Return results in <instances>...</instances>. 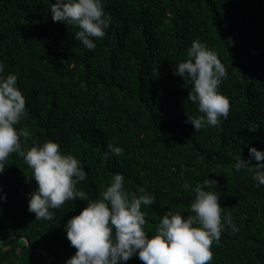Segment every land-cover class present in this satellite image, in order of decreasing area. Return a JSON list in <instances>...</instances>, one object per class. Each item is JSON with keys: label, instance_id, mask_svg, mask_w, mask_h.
I'll return each instance as SVG.
<instances>
[{"label": "trees", "instance_id": "trees-1", "mask_svg": "<svg viewBox=\"0 0 264 264\" xmlns=\"http://www.w3.org/2000/svg\"><path fill=\"white\" fill-rule=\"evenodd\" d=\"M54 2L0 0V61L26 100L16 127L31 131L28 146L52 140L79 159L87 178L76 187L91 200L117 173L129 191L144 187L156 198L141 209L149 236L167 210L192 214L186 181L215 179L222 217L230 213L237 230L225 227L210 264H264V185L234 168L250 147L264 151V0H102L112 22L95 50L75 39L77 27L53 22ZM194 40L227 69L219 91L230 102L227 119L199 132L187 122L202 115L188 99L191 81L175 74ZM109 143L123 155L106 160ZM6 165L0 264H65L76 249L64 225L87 201H66L50 210L53 219L35 220L31 169L16 153ZM126 264L143 262L134 256Z\"/></svg>", "mask_w": 264, "mask_h": 264}, {"label": "clouds", "instance_id": "clouds-1", "mask_svg": "<svg viewBox=\"0 0 264 264\" xmlns=\"http://www.w3.org/2000/svg\"><path fill=\"white\" fill-rule=\"evenodd\" d=\"M50 13L54 23L77 27L75 39L88 50H95L94 41L106 35L112 22L102 0H55ZM4 68L0 61V174L4 173L10 154L24 159L31 169L29 177L37 184L28 194V211L35 214V220L53 219L50 210L59 209L66 201H87L86 207L64 225L67 239L76 249L65 264H126L134 256L143 264H210L211 247L219 244L225 227L237 230L230 213L222 217L220 196L212 191L217 187L215 179L206 178L195 186L186 181L183 189L193 197L189 208L192 214L184 216L174 208L167 210L149 236L145 230L147 213L141 209L154 205L156 198L144 187L129 191L125 177L117 173L99 198L91 200L76 187L87 178L79 159L61 152L59 144L52 140H32L28 146L31 131L16 127L25 115L26 100L18 88L17 75L5 77ZM175 74L191 81L188 99L202 114L187 115L195 132L217 126L220 118L227 119L230 102L219 88L228 72L214 50L194 40L186 59L175 67ZM112 155H123V149L109 143L104 158ZM252 160L257 162L254 169L248 166ZM234 168H248L254 172L252 178L257 187L264 185V151L250 147L248 160L237 157ZM0 199L6 200V194Z\"/></svg>", "mask_w": 264, "mask_h": 264}, {"label": "water", "instance_id": "water-1", "mask_svg": "<svg viewBox=\"0 0 264 264\" xmlns=\"http://www.w3.org/2000/svg\"><path fill=\"white\" fill-rule=\"evenodd\" d=\"M0 240H2V239H0ZM48 261H51L50 258H48Z\"/></svg>", "mask_w": 264, "mask_h": 264}]
</instances>
